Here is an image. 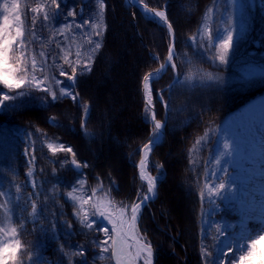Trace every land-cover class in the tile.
<instances>
[{
  "label": "snow or ice",
  "instance_id": "6c2138e0",
  "mask_svg": "<svg viewBox=\"0 0 264 264\" xmlns=\"http://www.w3.org/2000/svg\"><path fill=\"white\" fill-rule=\"evenodd\" d=\"M221 3L224 4L223 11ZM34 4L22 6L21 0H0V113H20L32 106V99L46 101L50 97L52 102H56L70 98L83 113L80 125L88 137L90 133L86 125L90 108L76 91L77 77L92 71L95 56L103 47L102 38L107 31L106 0H91V4H88V0H76L72 5H68L67 0H34ZM62 4L65 8H62ZM131 4L140 10L145 20L166 26L171 38L164 62L141 78L144 119L151 125V131L148 141L138 150L142 155L136 167L142 186L136 193V199L131 203L116 201L111 193L118 191V188L105 189L98 177L97 186L91 188L89 194L85 188L86 177L81 171L89 165L76 159L71 146L54 142L39 128L37 132L40 136L36 139L27 129H18L17 134L22 133L23 155L27 160V183H17L18 173L10 166L7 172L12 179L5 181L2 178L5 168L0 166V264H49L41 255L42 243L31 245L22 241L23 234L27 232L26 224L29 223L33 226V232L39 231L42 237L59 245L55 249L58 253L55 264H64V258L67 264H89L87 249L76 246L72 250L67 241L60 242L58 226L65 237L76 233L68 231L72 226L67 220L59 225L58 217L64 216L62 205L60 212H50L49 200L53 201L55 207L59 200V186L70 189L66 192V200L71 203L73 216L80 225V234L103 233V239L91 241L92 247L99 249L98 254L92 257V264L105 260L114 261V264H154L153 246L138 227L143 208L157 196L161 173L158 172L156 176L151 174L149 156L159 145L163 136L161 129L167 123V119L161 121L156 118L152 84L169 68L174 73L167 90L168 100H165L164 90L158 92L156 97L167 116L171 110V93L177 86L183 85L188 90L210 89L222 83L223 77L216 69L229 64L234 52V34L238 30L233 21L238 0H213V5L206 7L197 33L189 38L190 43L186 45L194 49L193 54H185L184 57L176 52L175 30L169 20L167 6L158 10L145 0H131ZM86 5L89 7L87 17L84 14ZM125 6H128V0H125ZM192 7L189 0L182 10L191 14ZM244 7L240 5L241 10ZM214 16L218 19H214ZM57 19L61 21L59 24H56ZM213 24L224 26L214 28ZM38 25L41 31L48 30L46 39L37 36ZM243 31L244 26L241 25V35ZM37 41L39 51L34 47ZM153 59L158 61L159 57ZM178 59L187 65L186 72L178 70ZM203 63H208L214 70L207 71L198 66ZM65 66L71 69L70 73ZM57 72L59 77L66 80L59 79ZM34 92H42L45 96L34 97ZM40 106L47 108L48 104ZM47 123L61 127L54 116ZM38 141L52 156L70 154L74 181H63L56 175L54 167L51 173L54 177L52 188L45 192L44 184L50 182L36 179ZM209 144L212 148L208 160L204 161L203 185L201 187L199 177L196 183L202 241L211 238L214 243L211 246L201 243V262L264 264V104L258 110H252L239 124L225 125L222 129L209 125L188 150L190 171H196L199 154ZM68 163V160L60 161V167ZM153 167L162 169L163 166ZM39 172L43 173L44 169L41 167ZM111 184L114 185L115 181H111ZM29 186L31 191H28ZM221 204L240 217L238 225L229 223L223 216L220 220L208 218L209 211L213 216L220 213ZM101 220L106 221V225L98 223ZM45 221L48 227L44 226ZM249 221L255 222L258 227L249 228Z\"/></svg>",
  "mask_w": 264,
  "mask_h": 264
},
{
  "label": "trees",
  "instance_id": "16d2710c",
  "mask_svg": "<svg viewBox=\"0 0 264 264\" xmlns=\"http://www.w3.org/2000/svg\"><path fill=\"white\" fill-rule=\"evenodd\" d=\"M151 7H157L163 9L167 6V12L169 20L173 23L175 30V44L176 52L178 56L184 57L185 54L192 56L194 49L188 47L190 43L189 38L197 33L201 23V18L204 14L206 7L213 5V0H191L192 9L191 14L188 11L182 10V6H187L189 0H145ZM76 3V0H67L68 5ZM22 6L24 4H31L35 6L34 0H21ZM88 4H91V0H88ZM107 8L105 12V21L107 24V31L103 35V47L99 53L95 56V61L92 65L91 72H85L83 75H78V84L76 91L80 94V99L86 102L90 108V117L87 122V130L90 133L86 139L91 142L96 140L94 135L96 133L108 134L110 144L116 145L120 142L121 130L117 128V125H112V131H109L111 121L109 119L101 120L98 116L95 106L97 105V95L90 96L88 94V86L93 79H98L102 76V73H106V76L110 79L111 73L115 72L116 62L118 58L124 60L129 50H132V45L139 44L138 37L134 34L129 19L133 15L138 27L145 35H150L155 38L154 41L148 40V48L154 53V55L147 51L142 45L139 46V50L142 54V59L139 60L135 73V104L133 108V125H129V131H126L127 136L121 140L125 145H117L120 148V161L122 165L129 168V173L123 175L122 178L129 176V184L122 189V178L112 172L105 173L100 170L98 175L99 181L103 182L104 188L109 187L118 188V191H112L111 195L115 200L131 203L137 193L136 184L141 180L136 174L135 162L139 159V148L150 138L151 125L145 122L144 116V100L142 98L141 91V78L150 70L157 66L158 61L153 58L159 57V60H163L167 55L170 36L166 26H160L155 22L145 20L140 10L135 6H125L123 0H106ZM64 6V4H62ZM94 7V6H93ZM264 0H248L247 9L243 10V15L238 12L240 19L238 18V25L236 29L237 33L234 35V46L242 49L246 52L245 62L250 63V68L247 71H243L235 68V65L231 63L221 66L219 74L223 77L222 83L218 86H214L210 89H191L188 90L183 85L177 86L171 93V110L165 114L163 105L156 99L157 92L163 91L165 100H168L169 85L172 84L173 72L169 70L162 74L159 80L152 84L153 98L155 102V110L158 120L167 119V123L164 126V135L159 145L152 151L149 156V170L153 175L161 173L160 183L157 189V196L153 201H149L143 208L141 219L138 222V227L146 236V239L151 242L154 250V264H202L200 259V202H199V189L197 187V177H199L200 185H203L204 161L211 151L212 145L209 144L203 151L200 152L198 157L199 166L196 171H190L188 150L192 148L198 136H202L205 129L212 125L217 127L223 117L231 110L235 109L248 99L264 92ZM85 11H89L88 5L85 6ZM29 16L31 13L29 12ZM186 16V23L181 24V18ZM185 18V17H184ZM30 23V20L28 21ZM124 24V26L122 25ZM235 25V24H234ZM241 25L244 26L242 35L239 32ZM223 24H219V27H223ZM120 28L124 38V45L120 50H117L115 44V37L112 36V28ZM149 36V37H150ZM239 37V38H238ZM238 38V39H236ZM255 42L257 45H255ZM35 48L39 45L37 42L34 44ZM116 51V52H115ZM235 53V52H234ZM118 56L113 60V56ZM232 56V55H231ZM243 56V55H242ZM178 70L182 73L187 71V65H184L182 59L176 61ZM199 67L204 68L207 71H213L214 69L209 66L208 63L199 64ZM246 68V67H245ZM244 68V69H245ZM79 72V70H78ZM109 81V80H108ZM106 79L103 80L100 85H108ZM34 97L45 96L42 92H34ZM104 102V101H102ZM47 103L48 107L43 108L40 105ZM32 106L20 113H0V166L5 168V173L2 174V178L5 181H11L12 177L8 174L7 169L13 167L18 173L17 183L26 184L24 172L27 169L25 160L20 154L23 149V141H21V134H17L18 129H27L32 132L33 139L40 136L37 132V128L43 133H47V136L54 142L63 143L66 146H71L76 153V159L81 162H87L89 167L81 169L84 173L87 183L85 188L89 191L91 188L96 187L98 184L97 178H94L90 174V170L93 164L91 156L85 148L81 145V142L70 141L69 138L74 133L73 128H79L78 132H81L80 121L83 117V113L76 104L70 98H64L52 102L50 97L46 98V101L39 99L31 100ZM98 103V106L100 108ZM56 107V108H54ZM104 111V109H101ZM121 111H125L122 108ZM164 111V112H163ZM66 116V121L63 122V129L50 126L47 121L51 117L56 118L58 124L60 114ZM121 113V112H119ZM122 114V113H121ZM75 125V127L73 126ZM111 132V133H110ZM83 133L81 132V135ZM84 135H82L83 137ZM214 139V135H213ZM107 146L109 150L114 146ZM38 149L37 155V174L36 179L38 181L47 180L50 183L44 184L45 192H48L52 188V182L54 177L51 175L52 169L56 168V175L61 177L65 182L74 181L75 173L71 170V156L67 153H58L56 156H52L48 152L46 147L38 141L36 144ZM177 151V155L168 156L169 152ZM99 154V152L97 151ZM98 156V155H97ZM100 156V155H99ZM98 156V158H99ZM125 158H128L126 160ZM68 160L69 163L63 168L60 167V161ZM126 160V161H125ZM55 161V163H53ZM98 162H96L95 170L98 168ZM154 165H162V169L153 167ZM44 169L43 173L39 172L40 168ZM172 168L176 173V180H170V171ZM111 181H115L116 186L111 184ZM7 186V185H6ZM140 186V189H141ZM173 188L178 189L182 194V200L186 201L187 214L185 217H181L179 214L175 218H172L169 212V204L166 202L167 195ZM70 190L64 186L58 187L59 200L53 207V201L49 200V209L51 211L60 212V205L63 206V217H58L59 225H63L67 220L71 224L72 233L75 235L65 237L63 231L58 226L57 234L60 236V242L72 246V250H75L76 246H83L88 251L86 255L89 259V264H92V257L98 254L99 249L92 247L91 241L94 239H103L102 232L80 234V225L76 222L73 216V208L71 203L66 200V192ZM28 191H31L28 188ZM14 192V189H13ZM121 196H116L117 193ZM116 196V197H115ZM169 209H168V208ZM30 206L28 212H30ZM27 217V212L24 213ZM100 224H105L104 221H99ZM44 226L48 227V222H44ZM32 224H26L27 232L23 234L22 241L25 244L36 245L38 242L43 244L41 249V255L45 258L49 264H55L58 259V253L55 251L59 245L52 240L42 237L39 231H32ZM110 227V225H109ZM67 230V229H65ZM86 231V230H85ZM110 255V253H109ZM64 264H67L66 258H64ZM96 264H114V261H96Z\"/></svg>",
  "mask_w": 264,
  "mask_h": 264
},
{
  "label": "rangeland",
  "instance_id": "374dc122",
  "mask_svg": "<svg viewBox=\"0 0 264 264\" xmlns=\"http://www.w3.org/2000/svg\"><path fill=\"white\" fill-rule=\"evenodd\" d=\"M114 1V0H113ZM124 4L125 1L123 0ZM243 4L245 5V7L243 8V10L247 9L248 7V0H238V4L234 13V26L236 27L238 25V18L240 19L238 12H241V14L243 15V10H241L240 5ZM130 5L128 4V7ZM62 8H65V5H62ZM220 8L221 11L224 10V4L221 3L220 4ZM77 11H79V7H77ZM85 17L88 16L89 11H85L84 12ZM263 15H264V8H263ZM185 17V18H184ZM181 18V24H185L186 23V16H184ZM71 19V18H69ZM77 19H79V17H77ZM214 19H218L217 17L214 16ZM61 21L59 19H57L56 24H59ZM129 22L132 24V30L134 32V34L138 37L139 39V44H133L132 50H129V53L126 55V58L124 60H122V58L117 54V56H113V60L117 59L118 56L120 58H118L115 66V72L111 73L110 79L106 76V73H102V76L98 79H93V81L90 82V85L87 88V92L90 96H94L97 95V98L99 100H97V105L95 106V110H97L98 116L101 118V120H105V119H109L111 121V126H109V131H112V125H117V128L122 129L121 130V135H120V139L123 140L126 136L127 133L126 131H129L128 126L129 125H133V118H134V114H133V108H134V104H135V73H136V68L138 66V62L140 59H142V54L140 52V50L138 49L140 45H142V47H144L148 52L150 51L153 55L154 53L151 51V49L148 48V40L150 42L154 41L155 38H153V36H148L145 35V39H143V35L144 34L138 27H141V25H137V23L135 22V19L133 17V15L131 16V18L129 19ZM124 26V24H122ZM219 26V24H213V27H217ZM125 28V26H124ZM126 29V28H125ZM111 32H113V35L115 37V44H114V48L116 46L117 50L121 49V46L124 45V38L122 35V31L120 28H112ZM49 32L47 29L41 31L39 28V25L37 26V36L40 37H44L45 39L48 37ZM235 35V34H234ZM239 38V37H238ZM236 38V39H238ZM37 44L39 45L38 48H36L37 51L40 50V44L39 41H37ZM170 44V43H169ZM51 47L54 48V45H52ZM123 47V46H122ZM115 48V49H116ZM243 49V48H242ZM242 49H239L237 46H234V52L231 54L232 56H230V63L231 65H235V68L243 70L244 72L247 71L250 68V63L245 62L246 59V52ZM74 50V49H73ZM58 51V50H57ZM116 52V51H115ZM243 55V56H242ZM156 57V56H155ZM166 57V56H165ZM165 59V58H164ZM163 60H158L157 66H159L160 62H163ZM156 66V67H157ZM246 67V68H245ZM245 68V69H244ZM66 71H68L69 73L71 72V69L68 68L67 66H65ZM134 74V75H133ZM56 75L58 76L59 79L61 80H66L65 77H59L58 72L56 73ZM172 78H174V73L172 74ZM109 80L108 82H110L108 85L104 84V85H100V83L103 80ZM104 101V102H102ZM98 103L101 104L100 108L98 106ZM264 104V93H261L260 95H257L249 100H247L246 102H244L243 104H241L240 106H238L237 108L233 109L232 111H230L229 113H227L223 119L221 120V122L219 123V125L217 126V128L222 129L225 125H229V124H239L240 122H242L252 110H258L259 107ZM56 108V107H54ZM122 108H125V111H121ZM101 109H104V111H102ZM121 112V113H119ZM164 112V111H163ZM60 116V120L58 122L59 125H61V127H58L59 129H63V122L66 121V116L62 113L59 115ZM73 126L75 127V125L73 124ZM74 133L71 136L70 141L73 142H77V140L79 142H81V145L83 146V148H85L87 150V152L89 153V155L91 156V160H93V164L90 170V174L94 177L97 178L98 175H100V170H102V174L103 172L105 173H110L112 174V172L118 174L121 178L123 177V175L128 174L129 173V168L126 167L125 165H122L121 161H120V148L119 146L117 147V145H125L121 140L120 142H117L116 145H112L109 142V137L108 134L109 132L106 134H102V133H96L94 135V137H96V140L94 142L89 141L88 139H86V136L84 135L83 131H81L84 135L82 137L81 132H78L79 128H73ZM111 133V132H110ZM215 139V136H214ZM22 141V140H21ZM112 145L114 146V148L112 147L111 150H109L107 148V146ZM97 151L99 152V154L97 153ZM211 154H208L206 160H208L209 156ZM21 155L23 156V159L25 160L26 164H27V160L23 155V150L21 152ZM99 158H98V156ZM177 155V151H173V152H169L168 156H175ZM126 160H128V158H125ZM125 160V161H126ZM96 162H98V168L95 170V165ZM137 162V161H136ZM135 162V163H136ZM136 168V174H137V167ZM26 172L27 169L25 170V173L23 174L24 177H26ZM170 175V180L171 181H175L176 178V173L175 170L172 168V170L169 173ZM25 183H27V177L25 178ZM130 180H129V176H127L126 178H122L121 180V185H122V189L125 188V186L127 185V183L129 184ZM95 186H97V184H95ZM140 183L136 184V188H137V192L140 190ZM30 188V186H29ZM31 190V188H30ZM116 196H121V194L118 192L116 194ZM115 196V197H116ZM183 196L182 194L179 192L178 189L173 188L172 190H170L169 195H167L166 198V202L169 204V212L172 216V218H176L178 216V214L181 217H185L186 218V214H187V204L186 201L182 200ZM136 199V195L134 197L133 200ZM117 201V200H116ZM206 210H207V205L205 206ZM221 216H223L225 219H227L229 221V223H234L237 224L239 223L240 217L232 212L229 208L223 206V204H221V211L219 214H216L215 216L212 215L211 211H209V219H215V220H220ZM106 222V221H104ZM107 223V222H106ZM248 227L249 228H254V227H258L257 224H255V222L249 221L248 223ZM238 227H237V231H238ZM200 245L201 243H205L209 246H211L214 241L211 240V238H208L207 240H203L202 241V237H201V226H200Z\"/></svg>",
  "mask_w": 264,
  "mask_h": 264
},
{
  "label": "water",
  "instance_id": "95a60500",
  "mask_svg": "<svg viewBox=\"0 0 264 264\" xmlns=\"http://www.w3.org/2000/svg\"><path fill=\"white\" fill-rule=\"evenodd\" d=\"M124 1H125V0H124ZM129 5H132L131 2H130ZM167 55H168V51H167ZM167 55H166V57H167ZM166 57H165V58H166ZM164 60H165V59H164ZM163 62H164V61H163ZM158 67H159V66H157L156 68H158ZM156 68H154V69L151 70V71H155ZM141 90H142V86H141ZM142 98H143V100H144L143 92H142ZM156 118H157V117H156ZM163 121H164V120H163ZM161 131L164 133V128H162ZM162 138H163V136H162ZM162 138H161V139H162ZM160 141H161V140H160ZM143 145H144V144H143ZM143 145H142L140 148H142ZM141 155H142V154L140 153V158H139V160L141 159ZM153 176H154V175H153ZM114 186H116V185H114Z\"/></svg>",
  "mask_w": 264,
  "mask_h": 264
},
{
  "label": "bare ground",
  "instance_id": "6f19581e",
  "mask_svg": "<svg viewBox=\"0 0 264 264\" xmlns=\"http://www.w3.org/2000/svg\"><path fill=\"white\" fill-rule=\"evenodd\" d=\"M131 0H128V4H130Z\"/></svg>",
  "mask_w": 264,
  "mask_h": 264
}]
</instances>
